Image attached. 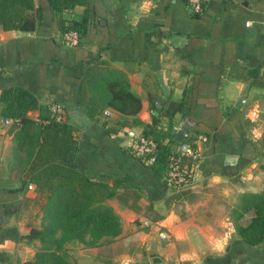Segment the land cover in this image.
<instances>
[{
  "label": "crops",
  "instance_id": "obj_1",
  "mask_svg": "<svg viewBox=\"0 0 264 264\" xmlns=\"http://www.w3.org/2000/svg\"><path fill=\"white\" fill-rule=\"evenodd\" d=\"M34 6L41 17L33 30L0 26V89H28L40 103L27 113L35 119L60 101L79 169L116 189L107 202L121 232L88 246L92 264H264V241L249 245L235 229L253 215L242 209L244 196L264 191V0H209L199 14L186 0H88L60 13L47 0ZM85 8V34L69 46L64 23ZM123 78L141 99L142 121L159 116L173 135L187 122L185 137L202 150L188 186H168L136 156L143 128L132 115L100 106ZM3 120L0 264H18L40 245L25 234L40 226L43 199Z\"/></svg>",
  "mask_w": 264,
  "mask_h": 264
},
{
  "label": "trees",
  "instance_id": "obj_2",
  "mask_svg": "<svg viewBox=\"0 0 264 264\" xmlns=\"http://www.w3.org/2000/svg\"><path fill=\"white\" fill-rule=\"evenodd\" d=\"M55 12L86 5L88 0H47ZM87 8L81 19L65 21L63 32L74 29L80 37L87 26ZM41 17V8L34 0H0V26L4 30H33ZM108 95L100 106L109 105L121 114L132 115V121L142 126V133L157 142L156 158L150 166L162 173L168 168L169 156L185 137L176 140L170 126L163 128L159 116L144 122L137 113L141 99L130 88L126 78L107 86ZM40 106L37 98L22 86L0 89V117L13 118L16 147L25 150L28 159V179L37 186V194L43 201L40 226H29L28 238L37 239L40 245L34 255L18 264H72L66 244L82 242L95 246L110 240L121 232L120 216L108 198L116 195V189L98 176L86 174L78 167V141L74 129L64 120H56L49 104L46 114L38 119L28 116V111ZM94 115V109H88ZM242 209L253 210L245 223L236 222L239 237L249 245L264 241V191L244 196Z\"/></svg>",
  "mask_w": 264,
  "mask_h": 264
},
{
  "label": "built area",
  "instance_id": "obj_3",
  "mask_svg": "<svg viewBox=\"0 0 264 264\" xmlns=\"http://www.w3.org/2000/svg\"><path fill=\"white\" fill-rule=\"evenodd\" d=\"M209 0H186L192 14H199L203 11ZM63 40L69 46H76L80 43L81 37L74 29H68L63 32ZM264 63V61H263ZM56 120L65 119V110L62 103L58 100H53L49 103ZM105 114H111L109 109L105 110ZM6 124L12 123L13 118H4ZM197 137L202 138L199 134ZM157 149V142L152 136L141 134L135 144L133 151L140 158V160L150 165L155 161ZM202 159V150L196 144L195 139L184 140L178 144L174 151L169 156L168 168L164 175L166 184L172 188L179 189L188 186L194 176V171L199 161ZM32 187V184H29ZM161 236L168 238L167 232H161Z\"/></svg>",
  "mask_w": 264,
  "mask_h": 264
},
{
  "label": "rangeland",
  "instance_id": "obj_4",
  "mask_svg": "<svg viewBox=\"0 0 264 264\" xmlns=\"http://www.w3.org/2000/svg\"><path fill=\"white\" fill-rule=\"evenodd\" d=\"M67 254L72 264H92L93 253L84 243L74 241L66 244Z\"/></svg>",
  "mask_w": 264,
  "mask_h": 264
},
{
  "label": "water",
  "instance_id": "obj_5",
  "mask_svg": "<svg viewBox=\"0 0 264 264\" xmlns=\"http://www.w3.org/2000/svg\"><path fill=\"white\" fill-rule=\"evenodd\" d=\"M158 103H156V107L159 108L160 107V103L162 102V98H158ZM154 114H158V110H154L153 111ZM189 128H188V124L187 122H184V124H182L179 128L175 129V135L174 138L176 140H181L183 139L188 132Z\"/></svg>",
  "mask_w": 264,
  "mask_h": 264
}]
</instances>
